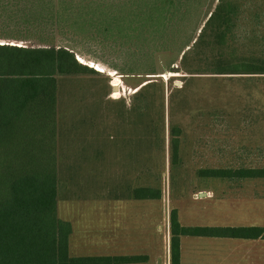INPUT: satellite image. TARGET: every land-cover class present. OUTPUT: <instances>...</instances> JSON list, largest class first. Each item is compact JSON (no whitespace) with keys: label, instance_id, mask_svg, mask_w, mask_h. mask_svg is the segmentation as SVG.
Wrapping results in <instances>:
<instances>
[{"label":"rangeland","instance_id":"374dc122","mask_svg":"<svg viewBox=\"0 0 264 264\" xmlns=\"http://www.w3.org/2000/svg\"><path fill=\"white\" fill-rule=\"evenodd\" d=\"M234 1L240 5V16L231 46L224 51L239 63L263 62L264 0ZM3 42L24 44L0 39ZM97 55L103 62L79 57L96 71L64 77L59 83L58 216L64 220L69 209L76 212L98 202L148 204V253L163 254L164 260L173 208L186 225L235 223L228 221L236 213L229 212L231 206L223 199L234 198L244 182L258 183L264 191V178H217L209 172L264 168V74L213 73L209 62L196 55L186 66L180 57L168 71L170 54L160 56L155 73L137 69L126 74L106 64L123 67L124 58L101 51ZM172 125L182 129L177 164L171 162ZM149 185L161 187L160 199L131 196L134 188ZM207 190L212 199L200 196ZM194 238L184 240V264H247L246 255L259 251L247 247L248 239L208 237L206 243L195 240L201 243L198 254L206 256L188 261ZM259 252L264 253V247Z\"/></svg>","mask_w":264,"mask_h":264},{"label":"trees","instance_id":"16d2710c","mask_svg":"<svg viewBox=\"0 0 264 264\" xmlns=\"http://www.w3.org/2000/svg\"><path fill=\"white\" fill-rule=\"evenodd\" d=\"M206 6L205 16L183 42ZM239 16L240 5L234 0H0V39L24 43H0V264L147 260L146 255L69 254L72 225L57 213L60 80L96 71L79 57L103 62L100 51L127 60L123 67L106 63L126 74L137 69L155 73L160 56L166 54L173 56L168 71L180 57L186 66L196 55L209 62L213 73L264 74V61L239 63L224 51L235 37ZM181 135V127L172 125V164L179 160ZM209 173L217 178L264 177V168ZM131 194L135 199H160L162 189L139 186ZM183 235L264 238V227L185 226L173 208L171 264H181Z\"/></svg>","mask_w":264,"mask_h":264},{"label":"crops","instance_id":"0c3cea01","mask_svg":"<svg viewBox=\"0 0 264 264\" xmlns=\"http://www.w3.org/2000/svg\"><path fill=\"white\" fill-rule=\"evenodd\" d=\"M235 178L240 180L247 179L246 181H254L257 178L261 179L264 177L239 176ZM238 190L239 191L234 198L223 199L224 203L231 206V210L229 212L236 213L235 215L229 216L228 220L235 223L224 226L264 227V214L261 212V210L264 211V191H261L260 185H258V183L246 184L244 182L240 185ZM201 195L207 199H212L209 190L200 192V196ZM149 210L150 208L148 204L142 205L141 203L104 202L89 204V206L85 207L80 206L76 212L69 209L68 215L64 219L72 225V232L69 237V254L72 257L146 255L148 258L145 261L114 264H171L170 225L168 227V237L166 243L167 253L165 260L163 254L158 253L152 256L148 253V249H150L147 227ZM180 222L185 226L199 225L197 224L198 222H196V224L186 225L181 219ZM206 223L207 222H200V224ZM210 225L212 224L209 223V226ZM162 226L163 225L159 224L160 228H163ZM186 236L195 237L194 239H190L193 240V242L189 240L191 245L188 246L190 250L187 254L188 261L191 260L193 262L203 259L202 257H204V255L206 256V254H198L200 252L201 243H198L197 241L205 242V238L208 237L220 238L194 235L181 236V264H184L186 253L184 251V240H186ZM241 239L249 240V243H247L248 248L254 249L258 247L260 251L261 247H264V238ZM88 245L91 247L88 248ZM259 251L258 253L251 252L246 255L245 260L247 264H264V253H260Z\"/></svg>","mask_w":264,"mask_h":264},{"label":"water","instance_id":"95a60500","mask_svg":"<svg viewBox=\"0 0 264 264\" xmlns=\"http://www.w3.org/2000/svg\"><path fill=\"white\" fill-rule=\"evenodd\" d=\"M2 44V43H1ZM114 89H117V87L115 86Z\"/></svg>","mask_w":264,"mask_h":264},{"label":"bare ground","instance_id":"6f19581e","mask_svg":"<svg viewBox=\"0 0 264 264\" xmlns=\"http://www.w3.org/2000/svg\"><path fill=\"white\" fill-rule=\"evenodd\" d=\"M118 83H115V85H117Z\"/></svg>","mask_w":264,"mask_h":264}]
</instances>
